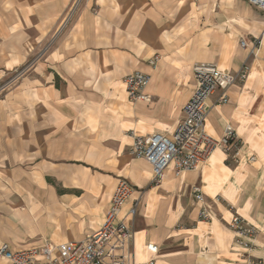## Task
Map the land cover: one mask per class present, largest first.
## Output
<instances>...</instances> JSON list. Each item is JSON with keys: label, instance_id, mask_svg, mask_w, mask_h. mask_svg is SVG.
<instances>
[{"label": "crops", "instance_id": "0c3cea01", "mask_svg": "<svg viewBox=\"0 0 264 264\" xmlns=\"http://www.w3.org/2000/svg\"><path fill=\"white\" fill-rule=\"evenodd\" d=\"M263 29L264 11L245 0H0V244L84 239L125 178L133 264L151 256L148 242L155 264H247L226 227L233 213L256 228L249 254L264 264ZM199 63L248 67L207 118L213 138L231 125L238 154L216 149L180 175L168 166L155 186L126 133L170 137ZM136 70L149 76V100L131 103L122 80Z\"/></svg>", "mask_w": 264, "mask_h": 264}, {"label": "built area", "instance_id": "2783aa9c", "mask_svg": "<svg viewBox=\"0 0 264 264\" xmlns=\"http://www.w3.org/2000/svg\"><path fill=\"white\" fill-rule=\"evenodd\" d=\"M249 5L264 11V0H245ZM264 36V29L257 43ZM244 46L245 41L240 40ZM156 57L147 62L154 65ZM248 67L242 66L236 72L222 70L210 63L194 64L192 67L195 81L194 89L181 110V118L175 125L170 137L151 133L142 135L134 130H128L130 138V153L143 158L151 166V183L160 185L164 172L172 166L175 175L193 171L206 163L216 149L233 150L238 154L239 142L234 129L226 123L220 138H213L207 130V118L213 106H220L228 101L227 90L237 81H244L248 76ZM149 76L141 71H133L122 80L125 98L128 102L148 101L145 89ZM219 92L212 104L209 98ZM133 185L125 178H119L111 194L109 205L100 226L84 239L71 241L54 246L45 242L40 246H29L11 249L6 243L0 244V259L7 264H133L130 261L129 246L133 240L134 231L125 222L126 215L121 211L128 202ZM193 198L203 201L201 190L193 188ZM136 214V200L128 208L127 215L133 218ZM201 220H210L207 205H202L199 211ZM226 227L234 234V243L242 251L247 264H263L250 256L252 239L256 228L242 216L233 213L226 220ZM157 245L148 242L145 250L151 254L143 264H155Z\"/></svg>", "mask_w": 264, "mask_h": 264}, {"label": "rangeland", "instance_id": "374dc122", "mask_svg": "<svg viewBox=\"0 0 264 264\" xmlns=\"http://www.w3.org/2000/svg\"><path fill=\"white\" fill-rule=\"evenodd\" d=\"M264 127V126H263Z\"/></svg>", "mask_w": 264, "mask_h": 264}]
</instances>
